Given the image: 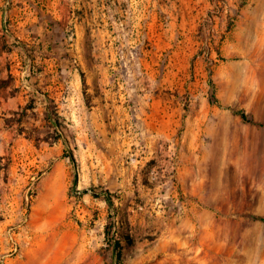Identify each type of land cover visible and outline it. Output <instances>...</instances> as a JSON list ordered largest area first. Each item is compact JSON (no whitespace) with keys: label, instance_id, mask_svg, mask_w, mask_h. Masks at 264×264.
I'll return each instance as SVG.
<instances>
[{"label":"rangeland","instance_id":"rangeland-1","mask_svg":"<svg viewBox=\"0 0 264 264\" xmlns=\"http://www.w3.org/2000/svg\"><path fill=\"white\" fill-rule=\"evenodd\" d=\"M255 216L264 0H0V264H264Z\"/></svg>","mask_w":264,"mask_h":264},{"label":"trees","instance_id":"trees-1","mask_svg":"<svg viewBox=\"0 0 264 264\" xmlns=\"http://www.w3.org/2000/svg\"><path fill=\"white\" fill-rule=\"evenodd\" d=\"M232 111H233L235 114L239 115L244 121L249 122V123H252V124H257L256 121H254L253 119H251V117L246 113V111H243V110L238 111V110H235V109H232ZM47 118H49V120L51 121L52 124H55V125L58 124L57 121H55L54 119H52L50 110L47 112ZM57 126H58V125H57ZM66 142H67V141H66ZM70 157H71L72 161H73L74 163H76V159H75V157H74V155H73L72 152H71V154H70ZM107 202L109 203V205H110L111 207H114V201H113V199H112L111 196H108V197H107ZM253 218H254L255 220H258V221H262V222H264V217H257V216H255V217H253ZM114 248H115V250H116V252H117V257L120 258V257H121V253L119 252V250H120V248H121L120 243L117 242Z\"/></svg>","mask_w":264,"mask_h":264}]
</instances>
